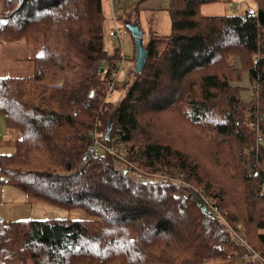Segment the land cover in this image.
<instances>
[{"label": "trees", "instance_id": "16d2710c", "mask_svg": "<svg viewBox=\"0 0 264 264\" xmlns=\"http://www.w3.org/2000/svg\"><path fill=\"white\" fill-rule=\"evenodd\" d=\"M216 1L168 0L169 31L149 33L142 71L124 78L110 116L105 90L121 54L106 48L102 0L3 2L0 37L31 40L34 56L30 75L0 76V116L15 134L13 151L0 154V182L86 216L1 219L0 264H264V0L242 14L200 12ZM232 54L241 68L227 66ZM242 69L249 103L236 83ZM256 111L262 141L246 153ZM164 112L206 157L165 141ZM92 130L118 147L125 167L106 148L87 158ZM132 170L160 176L141 181ZM179 174L216 203L256 258L236 253L197 194L162 177Z\"/></svg>", "mask_w": 264, "mask_h": 264}, {"label": "rangeland", "instance_id": "374dc122", "mask_svg": "<svg viewBox=\"0 0 264 264\" xmlns=\"http://www.w3.org/2000/svg\"><path fill=\"white\" fill-rule=\"evenodd\" d=\"M244 7L242 9H236L234 11L226 9L225 14H242L245 10L250 9L253 6L252 0H245ZM168 0H108L109 13H106L103 10L104 14V32H105V45L108 51H113L116 47H119L120 54H124L125 59V68L121 69L116 85L114 86L113 93L107 97V105L103 109V113L107 114L109 109V116L111 112L110 104H117L121 97L124 95L125 87L123 86L124 78L128 76L129 84L132 81V74L134 73V64L135 56H133L134 45L133 37L131 32L128 29V24H137L140 31L142 32L141 41L144 44L147 41L150 32H156L158 34L168 33L170 28V19L169 14L166 9ZM4 8V7H3ZM108 18V19H107ZM113 26L118 28L120 39H113L108 37V27ZM31 40H10L0 37V76H28L32 72V61L31 57L34 56V50L30 44ZM226 64L230 68L236 69L241 68V60L238 54L229 55L226 59ZM235 82V81H232ZM236 83L241 87L240 90V99L245 103H249L252 100L253 91L250 89L248 73L245 69L241 71V77ZM126 84V85H127ZM125 85V86H126ZM258 89V87H256ZM185 105H181L180 108L183 109ZM109 108V109H108ZM171 113L164 112L158 115V124L163 126L164 129H161V133L165 132L167 136L165 141H171L173 145L180 148L182 151H193L200 154L202 157H206V153L202 154L196 151L198 144L192 138V132L185 131L184 128L174 124L175 120L171 117ZM108 116V115H107ZM259 113L256 111V115L249 122V129L251 131L248 142L245 143L244 151L254 152V149H257V144H255V136L259 134ZM0 116V153L12 152L13 145L12 141L15 137L14 131L7 130L4 126V122ZM96 130H92L95 133ZM163 131V132H162ZM98 133V132H97ZM104 133V131H103ZM212 134V132H208ZM8 135V142L5 140ZM103 138V137H102ZM97 140L101 142V145L104 146L107 151H110L115 155L119 162L117 163L119 167H125L128 162L123 158V156L118 155V147L116 146H107L104 142L101 141L98 136ZM253 148V149H252ZM252 152V153H253ZM122 153V152H121ZM257 166V162H256ZM258 166L264 170V163L258 161ZM132 177L141 181H150L152 178L160 176V173H144L141 170H132L130 171ZM162 176V175H161ZM167 180H170L173 183H179L191 189L194 194H197V197L204 201L205 206H207L209 212L216 216L220 223L222 224L224 230L229 231L231 236L236 240L238 245L236 253L239 254L242 258H256V254L253 250L252 255L250 253V248L246 243V239L229 223L225 216L221 213L220 208L216 206V211L214 212L210 205L206 201H210L205 195L200 193V189L195 187L189 182L183 180L182 175H164L162 176ZM182 191V190H181ZM214 202V201H212ZM216 204V203H214ZM51 209V210H49ZM45 216L41 218H82L86 216V213L80 209L74 210H60L56 208H48L45 210Z\"/></svg>", "mask_w": 264, "mask_h": 264}, {"label": "crops", "instance_id": "0c3cea01", "mask_svg": "<svg viewBox=\"0 0 264 264\" xmlns=\"http://www.w3.org/2000/svg\"><path fill=\"white\" fill-rule=\"evenodd\" d=\"M4 1L5 0H0V15L3 13ZM244 1L245 0H220L216 2L204 3L200 6L199 10L203 15L206 16L223 15L225 14L226 9H230L232 11L236 9H242L244 7ZM104 3L105 5H108V0H102V7L106 13L110 14L109 6L106 7ZM252 4L253 6L250 7V9H255L256 3L254 0H252ZM112 28L113 26H109L108 31ZM5 142H8V135ZM48 208L56 207L38 202L35 199H29L27 195L19 188L10 184L0 182V218L6 221L26 220L29 218L43 219L41 217H44L46 215L45 210H47Z\"/></svg>", "mask_w": 264, "mask_h": 264}, {"label": "built area", "instance_id": "2783aa9c", "mask_svg": "<svg viewBox=\"0 0 264 264\" xmlns=\"http://www.w3.org/2000/svg\"><path fill=\"white\" fill-rule=\"evenodd\" d=\"M107 35H108V37L113 38V39H120V34L118 31V28H116V27H113L112 29H110L107 32ZM125 59H126L125 55L122 54L121 58L116 63V67L113 70V73L110 75L111 81H109L107 83V86H106L105 97H104L105 101H106L107 97L113 93V89H114V86L116 85V81H117L118 74H119L120 70L125 68V64H124ZM91 134H92L93 140H92L91 145L89 147V152L87 154V158H89L91 156H98L101 153V151L103 150V148H105L104 146L101 145V142H99L97 140V138H98L97 132L95 131V133L92 132ZM261 141H262L261 135L256 134L255 144H259ZM202 202L204 203V201H202ZM206 203L208 205H210V207L212 208V210L214 212L216 211V205L214 204V202L207 200Z\"/></svg>", "mask_w": 264, "mask_h": 264}, {"label": "water", "instance_id": "95a60500", "mask_svg": "<svg viewBox=\"0 0 264 264\" xmlns=\"http://www.w3.org/2000/svg\"><path fill=\"white\" fill-rule=\"evenodd\" d=\"M128 29L131 32V35L133 37V44H134V52H135V64H134V70L137 73H140L142 71L144 62H145V57H146V50L142 44L141 41V36L142 32L140 31L139 27L137 24H128ZM102 67H100V71H102ZM93 91H90V95H92ZM111 128V120L109 119L107 121V124L105 126V130L103 133V138L104 140H107L109 137V131ZM2 218H0L1 220Z\"/></svg>", "mask_w": 264, "mask_h": 264}]
</instances>
